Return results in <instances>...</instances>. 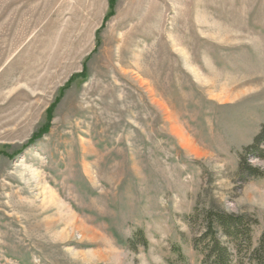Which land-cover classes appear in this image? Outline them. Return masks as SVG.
Masks as SVG:
<instances>
[{
  "label": "rangeland",
  "instance_id": "1",
  "mask_svg": "<svg viewBox=\"0 0 264 264\" xmlns=\"http://www.w3.org/2000/svg\"><path fill=\"white\" fill-rule=\"evenodd\" d=\"M263 131L264 0H0V264H249Z\"/></svg>",
  "mask_w": 264,
  "mask_h": 264
},
{
  "label": "trees",
  "instance_id": "2",
  "mask_svg": "<svg viewBox=\"0 0 264 264\" xmlns=\"http://www.w3.org/2000/svg\"><path fill=\"white\" fill-rule=\"evenodd\" d=\"M264 139V131L257 137L256 143ZM249 170L251 174H261L255 167L249 166L246 162L240 164V170ZM207 227L198 241L203 242V248L206 251L205 260L211 264H227L230 257V249L221 245L215 238L212 230L219 229L225 235L229 236L230 240L235 242V248L240 250V247L247 249L250 244V236L248 235L247 218L242 215H234L223 212H206ZM206 241V242H205ZM234 247L231 249L233 250ZM249 264H264V233L262 234L258 246L252 250Z\"/></svg>",
  "mask_w": 264,
  "mask_h": 264
}]
</instances>
